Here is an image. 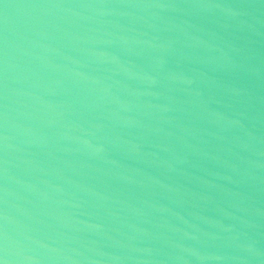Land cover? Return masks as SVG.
<instances>
[{"label": "water", "instance_id": "obj_1", "mask_svg": "<svg viewBox=\"0 0 264 264\" xmlns=\"http://www.w3.org/2000/svg\"><path fill=\"white\" fill-rule=\"evenodd\" d=\"M0 264H264V0H0Z\"/></svg>", "mask_w": 264, "mask_h": 264}]
</instances>
